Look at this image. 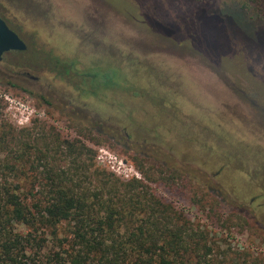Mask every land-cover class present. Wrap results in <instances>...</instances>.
Instances as JSON below:
<instances>
[{"label": "rangeland", "instance_id": "374dc122", "mask_svg": "<svg viewBox=\"0 0 264 264\" xmlns=\"http://www.w3.org/2000/svg\"><path fill=\"white\" fill-rule=\"evenodd\" d=\"M130 1L132 18L112 0H0L26 45L0 61V185L29 209L53 181L113 204L125 246L158 227L179 234L176 261L264 264V46L204 36L197 56L176 47L192 0ZM212 3L244 5L264 37L252 0ZM10 225L29 258L59 264L69 225Z\"/></svg>", "mask_w": 264, "mask_h": 264}, {"label": "trees", "instance_id": "16d2710c", "mask_svg": "<svg viewBox=\"0 0 264 264\" xmlns=\"http://www.w3.org/2000/svg\"><path fill=\"white\" fill-rule=\"evenodd\" d=\"M112 2L118 11H127L130 18L138 11L137 6L130 0ZM192 3L194 5L191 4V7L194 8L183 14L182 24L177 31L185 35V38L177 41V48L198 56L201 55L198 49L204 46L202 37L212 38L215 49L221 48L222 45L224 47V44L225 49H230L231 40L237 35L243 38L244 44L248 41L264 46L263 34L246 18L244 5L218 7L213 5L212 0H192ZM252 3L255 14L261 13L262 17L264 15L262 2L252 0ZM141 16L148 17L146 14ZM240 50L243 53L246 48L242 47ZM171 52L175 53L172 50ZM208 55L210 57V54ZM65 146L71 152L76 151L79 159L85 153H91L83 145H77L74 151L71 144L66 143ZM136 184L139 186V183ZM51 186L53 191L48 202L44 206L41 203L34 204L33 209H29L14 192L0 185V264H41L27 256V247L32 241L27 238L31 236L23 237L9 229L11 223L34 228L38 222L51 228L63 223L70 226L69 236L67 240L65 239L67 243L61 246L62 253L55 254V259L53 258L59 264H187L170 258V254L178 255V251L184 247L178 243L179 234L160 232L157 223L154 222L151 227H157L155 230L149 228L146 233L147 230L139 229L136 234L131 233L125 246L124 243L117 241L119 236L117 222L126 217L121 208L113 204L95 203L97 210H94L87 203V195L83 192L78 195L72 189L61 183L58 185L54 181ZM167 235L172 239L163 241ZM146 237L150 241L149 247L143 243ZM141 250H144L146 256L141 254Z\"/></svg>", "mask_w": 264, "mask_h": 264}, {"label": "water", "instance_id": "95a60500", "mask_svg": "<svg viewBox=\"0 0 264 264\" xmlns=\"http://www.w3.org/2000/svg\"><path fill=\"white\" fill-rule=\"evenodd\" d=\"M25 50V43L0 18V61L8 52H24Z\"/></svg>", "mask_w": 264, "mask_h": 264}, {"label": "flooded vegetation", "instance_id": "af4514ba", "mask_svg": "<svg viewBox=\"0 0 264 264\" xmlns=\"http://www.w3.org/2000/svg\"><path fill=\"white\" fill-rule=\"evenodd\" d=\"M8 26V25H7ZM26 77H28V74H25ZM31 79H34L33 77H31Z\"/></svg>", "mask_w": 264, "mask_h": 264}]
</instances>
